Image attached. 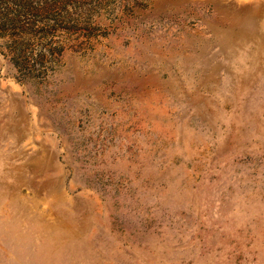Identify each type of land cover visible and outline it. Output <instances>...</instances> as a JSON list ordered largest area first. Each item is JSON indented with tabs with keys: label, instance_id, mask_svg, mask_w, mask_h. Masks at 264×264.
I'll list each match as a JSON object with an SVG mask.
<instances>
[{
	"label": "rangeland",
	"instance_id": "1",
	"mask_svg": "<svg viewBox=\"0 0 264 264\" xmlns=\"http://www.w3.org/2000/svg\"><path fill=\"white\" fill-rule=\"evenodd\" d=\"M0 264H264V0H0Z\"/></svg>",
	"mask_w": 264,
	"mask_h": 264
}]
</instances>
